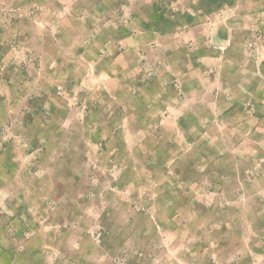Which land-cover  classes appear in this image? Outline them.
Here are the masks:
<instances>
[{"label":"rangeland","instance_id":"1","mask_svg":"<svg viewBox=\"0 0 264 264\" xmlns=\"http://www.w3.org/2000/svg\"><path fill=\"white\" fill-rule=\"evenodd\" d=\"M232 1L0 0V264H264V123L247 154L214 98Z\"/></svg>","mask_w":264,"mask_h":264},{"label":"crops","instance_id":"2","mask_svg":"<svg viewBox=\"0 0 264 264\" xmlns=\"http://www.w3.org/2000/svg\"><path fill=\"white\" fill-rule=\"evenodd\" d=\"M248 3V0L244 1V14L240 17L242 19L236 17L237 12L241 11L239 10L241 2L233 0L231 6L229 4L233 12L228 15L225 23L218 24L215 28L211 38L214 48L211 51L217 62H221L223 58L228 60L226 68L218 69L219 77L227 83V87L219 91L214 98L226 101L233 109L243 107L245 111L243 117L245 120L241 121L243 123L241 135L245 139L243 147L245 153L252 154L251 139L260 136L255 137L257 133L256 130H252L254 124L252 125L250 115L256 119L255 122H259V126L264 123V0H250L249 6ZM51 6L59 7L60 4L55 2L51 3ZM44 10L45 8H42L36 14L37 17L34 18L36 25L48 23ZM42 40L43 38L40 39ZM261 148L263 152V147ZM262 163L264 165V157ZM262 173L264 176V168ZM3 261L2 264H24L23 259L13 257ZM54 262L58 263V260H53L52 263Z\"/></svg>","mask_w":264,"mask_h":264}]
</instances>
